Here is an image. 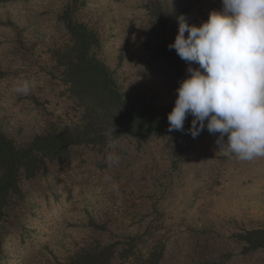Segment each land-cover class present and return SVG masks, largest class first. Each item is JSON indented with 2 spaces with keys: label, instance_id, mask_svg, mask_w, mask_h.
Instances as JSON below:
<instances>
[{
  "label": "rangeland",
  "instance_id": "1",
  "mask_svg": "<svg viewBox=\"0 0 264 264\" xmlns=\"http://www.w3.org/2000/svg\"><path fill=\"white\" fill-rule=\"evenodd\" d=\"M72 3L0 1V129L17 143L82 117L64 66ZM222 9V0H80L73 16L98 35L96 54L128 103L164 111L199 67L169 48L178 17L199 26ZM218 136L205 127L195 138L74 146L23 178L4 207L0 264H67L105 245L116 250L111 264H264V247L246 243L264 229V158L225 155Z\"/></svg>",
  "mask_w": 264,
  "mask_h": 264
},
{
  "label": "clouds",
  "instance_id": "2",
  "mask_svg": "<svg viewBox=\"0 0 264 264\" xmlns=\"http://www.w3.org/2000/svg\"><path fill=\"white\" fill-rule=\"evenodd\" d=\"M222 5L199 26L178 17L169 48L199 67H189L177 89L169 131H183L190 114L193 138L207 127L219 133L225 155L252 161L264 158V0H222Z\"/></svg>",
  "mask_w": 264,
  "mask_h": 264
},
{
  "label": "trees",
  "instance_id": "3",
  "mask_svg": "<svg viewBox=\"0 0 264 264\" xmlns=\"http://www.w3.org/2000/svg\"><path fill=\"white\" fill-rule=\"evenodd\" d=\"M73 1L63 16L71 38L64 66L70 90L83 102L82 117L52 125L26 143L15 142L0 129V215L12 197L22 193L23 178L34 177L49 162L69 157L76 145L104 146L123 137L143 143L162 135L192 136L188 130L194 117L190 114L183 131H169L168 114L175 104L161 111L128 103L113 71L96 54L98 35L74 18L73 10L80 0ZM246 243L251 249L264 247V229L248 231ZM115 253L111 245L91 248L67 264H111Z\"/></svg>",
  "mask_w": 264,
  "mask_h": 264
}]
</instances>
